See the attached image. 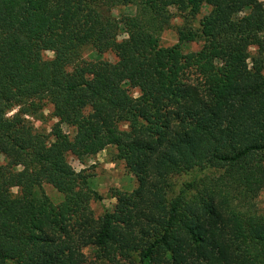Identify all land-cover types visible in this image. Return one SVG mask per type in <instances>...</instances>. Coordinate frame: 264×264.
Here are the masks:
<instances>
[{"label":"trees","instance_id":"obj_1","mask_svg":"<svg viewBox=\"0 0 264 264\" xmlns=\"http://www.w3.org/2000/svg\"><path fill=\"white\" fill-rule=\"evenodd\" d=\"M120 6L136 15L108 14ZM204 6L179 28L199 51L160 45L172 8ZM263 35L261 0H0V264H87L85 248L101 264H264ZM87 46L118 61L82 62ZM48 105L45 135L27 116ZM110 147L138 186L96 218L102 197L67 156Z\"/></svg>","mask_w":264,"mask_h":264},{"label":"rangeland","instance_id":"obj_2","mask_svg":"<svg viewBox=\"0 0 264 264\" xmlns=\"http://www.w3.org/2000/svg\"><path fill=\"white\" fill-rule=\"evenodd\" d=\"M261 1L264 2V0ZM211 10L212 8L210 6H204L201 13L194 20L190 19L188 21L183 14L175 8H172V20L170 26L160 36V45L165 48L181 45L184 54L199 51L203 45L202 42H191L185 44L180 42L179 28L184 25H188L193 29H198L200 27V21L203 17L209 14ZM136 11L137 8L135 6H120L112 9L108 14L121 19L122 17L136 15ZM105 14H107V12ZM126 37L127 35L125 33H120L118 39L119 41H122ZM250 51L254 54L257 52V48L252 47ZM43 57L46 60H52L54 59L55 54L48 51L43 54ZM81 61H105L116 63L118 61V57L114 52L108 51L100 54L92 46H87L81 52ZM131 93L136 97L139 96V92L135 89H131ZM16 112L17 111L10 112L9 116H12ZM27 119L34 124L40 133L45 135H50L52 127L58 122L53 114V107L51 105L44 108V115L42 117L32 118L27 116ZM62 129L71 138L75 135L76 130L72 127L63 125ZM121 129H127V127L122 125ZM67 161L75 171H82L89 177L90 186L102 197V201L91 202V210L96 218L101 217L106 210H113L117 203L116 198L113 197L115 193L121 192L129 194L132 193L138 186L136 177L126 167L125 162L117 159V150L114 147L107 148L97 155L85 158L84 160H79L76 156L69 154L67 156ZM5 164V158L1 156L0 165ZM191 179L192 175L183 174L174 177L172 179V183L175 186V190L179 191L181 187ZM44 190L55 204H59L62 201V195L58 193L53 186L45 184ZM17 192L18 189H14V193ZM255 207L258 213L264 215V189L256 198ZM84 253L87 258V264H101L97 262L95 258V250L93 248H85Z\"/></svg>","mask_w":264,"mask_h":264}]
</instances>
